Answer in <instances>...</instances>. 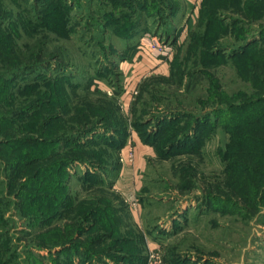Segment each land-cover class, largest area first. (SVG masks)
Wrapping results in <instances>:
<instances>
[{"label": "rangeland", "instance_id": "374dc122", "mask_svg": "<svg viewBox=\"0 0 264 264\" xmlns=\"http://www.w3.org/2000/svg\"><path fill=\"white\" fill-rule=\"evenodd\" d=\"M0 264H264V0H0Z\"/></svg>", "mask_w": 264, "mask_h": 264}, {"label": "crops", "instance_id": "0c3cea01", "mask_svg": "<svg viewBox=\"0 0 264 264\" xmlns=\"http://www.w3.org/2000/svg\"><path fill=\"white\" fill-rule=\"evenodd\" d=\"M123 74L127 75L126 77L134 78V76L148 74L150 70L155 71V66H160L157 71L165 69V63L159 62L156 58H149V56L144 51H139L134 54L131 61H126L119 65ZM135 148V160L131 167H124V172L120 175V181L123 187H120L121 193L127 196L131 195L132 189L130 187H124L129 184V178L133 179V175L136 172V167L140 166L142 163V159L146 157L150 153V148L146 145L141 144L140 142H136L134 144ZM135 171V172H134ZM136 188V187H135Z\"/></svg>", "mask_w": 264, "mask_h": 264}, {"label": "built area", "instance_id": "2783aa9c", "mask_svg": "<svg viewBox=\"0 0 264 264\" xmlns=\"http://www.w3.org/2000/svg\"><path fill=\"white\" fill-rule=\"evenodd\" d=\"M141 45L146 47L147 50L153 55V57L161 63H166L168 56L172 50V45L170 46V44L161 43V41L154 36L148 37L144 42L142 41Z\"/></svg>", "mask_w": 264, "mask_h": 264}, {"label": "trees", "instance_id": "16d2710c", "mask_svg": "<svg viewBox=\"0 0 264 264\" xmlns=\"http://www.w3.org/2000/svg\"><path fill=\"white\" fill-rule=\"evenodd\" d=\"M246 45H247L246 43L244 45H242L241 50H240L241 52H244V49L246 48ZM237 53H239V52H237ZM237 53H235V54H237ZM188 117H192V116L188 115ZM192 122H193V126H192L191 129H192V131L194 133L198 129L199 125H200V117H194ZM189 136H190V133L186 134L185 139L188 138ZM69 140H71V139H68L67 141H69Z\"/></svg>", "mask_w": 264, "mask_h": 264}]
</instances>
